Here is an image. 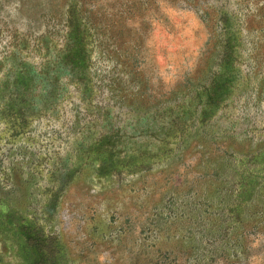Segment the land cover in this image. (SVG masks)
I'll return each mask as SVG.
<instances>
[{
	"label": "rangeland",
	"instance_id": "obj_1",
	"mask_svg": "<svg viewBox=\"0 0 264 264\" xmlns=\"http://www.w3.org/2000/svg\"><path fill=\"white\" fill-rule=\"evenodd\" d=\"M0 264H264V0H0Z\"/></svg>",
	"mask_w": 264,
	"mask_h": 264
}]
</instances>
